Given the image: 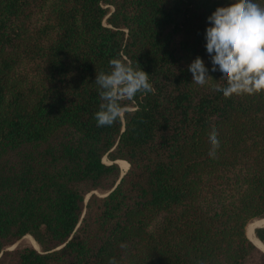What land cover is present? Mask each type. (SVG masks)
<instances>
[{
  "label": "trees",
  "instance_id": "obj_1",
  "mask_svg": "<svg viewBox=\"0 0 264 264\" xmlns=\"http://www.w3.org/2000/svg\"><path fill=\"white\" fill-rule=\"evenodd\" d=\"M233 7L0 0V264H264L245 233L264 218V90L224 96L187 69L207 17ZM113 57L153 91L97 126L95 75ZM25 235L38 248H10Z\"/></svg>",
  "mask_w": 264,
  "mask_h": 264
},
{
  "label": "clouds",
  "instance_id": "obj_2",
  "mask_svg": "<svg viewBox=\"0 0 264 264\" xmlns=\"http://www.w3.org/2000/svg\"><path fill=\"white\" fill-rule=\"evenodd\" d=\"M235 7L217 10L207 17L204 30L205 58L196 56L188 65L191 81L205 86L209 77L223 80L212 91L224 96L264 90V7L257 0H234ZM205 59L208 69L205 68ZM108 71L96 72L94 83L100 97L93 113L97 126L111 125L124 111L121 101H132L139 92L153 91L149 74L126 59H109ZM209 156L219 145L215 130L209 136ZM121 247L125 245L121 243ZM108 264H117L115 257Z\"/></svg>",
  "mask_w": 264,
  "mask_h": 264
},
{
  "label": "bare ground",
  "instance_id": "obj_3",
  "mask_svg": "<svg viewBox=\"0 0 264 264\" xmlns=\"http://www.w3.org/2000/svg\"><path fill=\"white\" fill-rule=\"evenodd\" d=\"M121 169L124 170L126 169V167L128 166L127 162L124 160H117ZM258 225H264V218H256L253 219L252 221H250L246 227V234L247 236L260 248L264 251V245L262 244V242H260L257 237L255 236L254 232H253V228L258 226ZM29 238V242L34 246L37 247V243L35 242V240L30 236V235H26Z\"/></svg>",
  "mask_w": 264,
  "mask_h": 264
},
{
  "label": "rangeland",
  "instance_id": "obj_4",
  "mask_svg": "<svg viewBox=\"0 0 264 264\" xmlns=\"http://www.w3.org/2000/svg\"><path fill=\"white\" fill-rule=\"evenodd\" d=\"M104 160L105 161H108L107 160V158L105 157L104 158ZM125 161V160H124ZM128 164V163H127ZM122 170V169H121ZM127 170V169H126ZM125 170V171H126ZM123 171V170H122ZM124 171V172H125ZM24 244H31L30 242H29V238L25 235V236H23L22 238H20L16 243H14L10 248H13V247H15V246H18V245H24ZM36 248H38V246L36 247Z\"/></svg>",
  "mask_w": 264,
  "mask_h": 264
},
{
  "label": "water",
  "instance_id": "obj_5",
  "mask_svg": "<svg viewBox=\"0 0 264 264\" xmlns=\"http://www.w3.org/2000/svg\"><path fill=\"white\" fill-rule=\"evenodd\" d=\"M116 163H118V161L116 160L115 161ZM128 168V166L126 167V169ZM126 169H124L122 172H121V175L124 173V171L126 170ZM248 225V224H247ZM247 225H246V227H247ZM260 226H264V225H258V226H256V227H260ZM246 227H245V233H246ZM256 227H254V228H256ZM254 228H253V232H254ZM247 236V235H246ZM249 238V237H248ZM249 240L256 246V247H258L250 238H249ZM34 247V246H33ZM34 248H36V247H34ZM259 248V247H258ZM260 249V248H259ZM263 253H264V251L262 250V249H260Z\"/></svg>",
  "mask_w": 264,
  "mask_h": 264
}]
</instances>
